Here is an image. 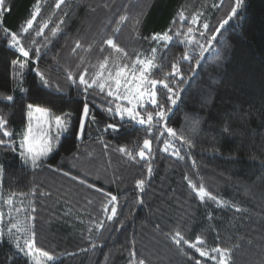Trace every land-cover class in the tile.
Returning <instances> with one entry per match:
<instances>
[{
    "label": "trees",
    "instance_id": "1",
    "mask_svg": "<svg viewBox=\"0 0 264 264\" xmlns=\"http://www.w3.org/2000/svg\"><path fill=\"white\" fill-rule=\"evenodd\" d=\"M235 2L65 0L56 8L57 0H40L33 27L24 33L37 0H6L10 11L0 16V116L14 133L15 151L0 145V264H31L10 238L12 223L30 227L35 247L54 257L48 264H137L140 259L145 264H218L219 254L211 252L216 246L231 250L229 264H264V0H242L212 45L196 33L210 51L196 56L200 66L195 60H180L186 82L180 85L176 105L161 99L157 86L159 102L172 108L164 123L193 141L191 148L175 141L183 160L171 156V150L163 152V139L157 141L145 127L122 123L118 114L108 113L106 93L87 98L90 114L78 137L85 98L67 79L71 71L78 80L85 68L89 78L105 56L111 66L118 54L104 43L109 38L128 54L129 61L121 63L135 60L137 53L145 58L156 48V63L163 68L153 69L151 77L162 79L188 46L183 37L159 43L150 37L165 31L173 35L183 11L187 19L180 30L186 31L191 16L199 12L200 23L194 27L203 31L207 22L210 38ZM121 16L128 19L118 23ZM61 19V31L53 36ZM45 22L48 26L37 36ZM11 33L18 35L29 57L9 44ZM77 41L83 47L73 52ZM13 60L27 62V67L21 70ZM37 68L49 86L41 85ZM8 95L13 101L3 99ZM29 103L50 108L53 114H70L69 132L38 169L25 165L20 156ZM138 111L146 115L144 109ZM109 124L120 131L106 130ZM2 131L0 138L8 139ZM145 138L152 141V155L140 159ZM164 139H170L166 132ZM121 147L132 150L136 159L120 152ZM186 176L197 188L203 184L220 203L207 197L200 201ZM140 179L145 180L143 191L136 185ZM107 193L117 197V215L111 221ZM177 230L189 242L200 236L204 244L198 246L217 261L176 245L171 235ZM11 231L23 245L25 234Z\"/></svg>",
    "mask_w": 264,
    "mask_h": 264
},
{
    "label": "snow or ice",
    "instance_id": "2",
    "mask_svg": "<svg viewBox=\"0 0 264 264\" xmlns=\"http://www.w3.org/2000/svg\"><path fill=\"white\" fill-rule=\"evenodd\" d=\"M64 2L65 0H57L56 8H60ZM241 4L242 0H236L235 6L232 7L228 18L221 21L220 26L215 28L210 38L206 36V33L209 30V24L207 22L202 23L203 31L194 27L200 23L201 13L199 12L194 13L191 16L190 23L186 31L180 30L184 27L183 22L187 19L184 12L180 11L178 17L181 23L173 35H169L168 31L163 33H154L150 39L157 43L172 41L174 38L179 40L180 37H183V43L188 46V48H186V50L183 52L182 56L172 62L171 71L165 72L162 79L151 77L153 69L163 68L162 63L159 65L156 63V48H152L151 55L145 58H141V54L137 53L135 60L121 63V60L129 61L127 52L114 43L113 39H107L104 43L110 46V48L118 54L117 58L111 60V66L110 58L105 56L102 62L93 66L98 67V70L95 71L94 74H92L89 78H86V76H88L87 68H85L83 72L77 74L78 80L74 78L73 72H67V79L72 84L77 85L78 90H82V94L85 98L82 108V117L80 119L78 137L83 135L85 119L88 118L90 114L87 98L89 96H96L106 93L105 102L109 105V107L106 109L108 113L113 115L118 114L122 123L134 122L136 125L145 127L148 134L155 136L157 141L163 139V152L168 153L171 149V156H174L179 160H183L184 156L181 155L180 149L175 146V141L179 139L189 148L194 146L193 141L184 135L178 136L176 130H174L172 127H168L167 124L164 123L169 119L168 114L172 111V108H165L164 104L159 102L157 86L159 85L162 89V91L159 93L160 98H166V100L171 105H176L177 101L180 99V85L186 82L183 73L179 68L180 60H183L187 63H191L192 60H195V64L200 66L201 60L197 59L196 56L198 55L199 57H204L205 53L210 51L209 47H205V45L201 44L200 40L196 38V33L199 34L201 39L206 40L208 45H212L213 41L218 40L217 34H222L221 30L224 29L225 25L229 23V20L232 17L237 15V10L240 8ZM5 11H10V9L6 7V0H0V16H2ZM39 12L40 0H37L36 5L34 6V11L31 13V18L26 21V27L22 28V32L27 33L29 29L33 27V23L36 20ZM127 19V16H121L118 23H123ZM63 23L64 21L61 19L60 23L52 29L53 36H56L61 31V25ZM136 24H139V20L136 21ZM47 26L48 24L45 22L44 25L40 27L39 31L36 32V35H42L44 29ZM4 31L7 34L9 30L4 29ZM115 31L118 32L119 29L117 28ZM33 43H35V41H33ZM9 44L13 47H17L19 52L23 54V57H29V50L25 49L16 33H11V40L9 41ZM82 47L83 45L77 41L75 47L73 48V52ZM165 47H167V44H165ZM88 48L90 49L91 45H89ZM103 50V46H101V52H103ZM35 51L37 53V59H39L40 49L37 47ZM161 59L166 60L167 57L164 56ZM12 64L18 65L19 69L21 70L27 67V62H20L18 60H13ZM193 71H195V69H193ZM35 72L39 77L41 85L49 86V80L45 78L44 73L40 72L38 68L35 69ZM20 75L22 76L23 73L21 72ZM212 79L215 83V78L213 77ZM3 99L11 102L13 101L14 97L12 95H8ZM122 101H126L128 106H124L121 103ZM113 103L115 104L114 108L111 106ZM147 106H152L153 111H147ZM26 107L29 123L24 133H22L20 156L25 165H30L32 169H38L43 164V158L47 157L49 153L54 151L53 145L59 144L60 134L69 132L70 119L68 117L70 114L65 113L63 117L60 115L53 116L50 108L36 106L31 103L27 104ZM138 108L144 109L146 115H142L141 112L138 111ZM125 117L128 118L127 121H125ZM33 119H35L37 122L35 130L32 124ZM53 120L55 127L58 130L55 136H51L44 128V125H48L50 127ZM108 129H110L113 133H118L120 131L119 126L116 124L107 125L106 130ZM0 130H3L2 136L8 138H0V145L7 146L15 151L14 141L12 140L14 133L8 130V123L4 116H0ZM154 130L158 131L159 135H156V131ZM225 131H227V129H225ZM165 132L170 139H164ZM151 144L152 141L150 139L145 138L143 140V144L138 152L140 159H145L146 156L152 155ZM105 147H107V145H105ZM118 150L126 154L130 159H136V156L133 155L132 150L126 147H121ZM253 159H255V157ZM261 163L264 164V161ZM2 171L3 167L0 166V172ZM149 173H151L150 166ZM74 178L78 179V177ZM185 179L188 180L189 186L195 191L200 201H204L207 197L212 201L220 203L217 201L215 196L206 190L203 184L197 188L187 176ZM80 182L86 183L85 180H80ZM136 185L141 191H143L145 180L140 179L136 181ZM89 186L94 187V185ZM106 195L109 197L108 204L112 205L111 215L108 216V220L111 221L113 217L117 215V208L115 207L117 197L111 193H107ZM8 202L11 203V201ZM138 202L142 203V201ZM34 210L35 209H33V211ZM105 210L107 211V207ZM17 211L19 210L17 209ZM12 229H16L17 232H23L25 234L23 245L18 242L19 238L12 234ZM8 231L10 238L17 241L15 243V247L18 249L19 253H22L24 257L30 258L34 264H44L45 260L50 262L54 259V257L51 256L47 251H42L41 249L35 247L34 232L29 234L30 227H21L18 226L17 223H12L11 228H9ZM171 239L178 246L183 244L187 245L189 248L195 249V251L198 252L201 257L210 256L209 251L198 246L204 244V241L200 236L196 237V241L194 243L189 242L184 238L181 232L177 230L175 231L174 235H171ZM230 251V249L221 248L219 246L213 247L211 249L212 253L219 254L218 264H229ZM132 256H135L134 252L132 253ZM210 259L212 261H217V256L211 255ZM137 264H145V262L144 260L140 259ZM196 264H200V262L197 261Z\"/></svg>",
    "mask_w": 264,
    "mask_h": 264
},
{
    "label": "rangeland",
    "instance_id": "3",
    "mask_svg": "<svg viewBox=\"0 0 264 264\" xmlns=\"http://www.w3.org/2000/svg\"><path fill=\"white\" fill-rule=\"evenodd\" d=\"M123 105H124V106H128L127 103H125V104H123ZM138 110H139V108H138ZM52 114H53V113H52ZM55 115H60V116H62V117L64 116V115H61V114H53V116H55ZM28 123H29V118H28ZM28 123H27V125H28ZM32 124H33V128H34V130H35V129H36V124H37V122H36L35 119L32 120ZM26 127H27V126H26ZM26 127H25V130H26ZM44 128H45L46 131H48V133H49L51 136H55V135L57 134V131H58V130H57V128L55 127L54 120L52 121V124H51L50 127H49L48 125H44ZM25 130H24V131H25ZM63 134H64V133H61V134H60V139H61V137H62ZM57 145H58V144H54V145H53L54 149L57 147ZM19 148H20V146H19ZM20 150H21V149H20ZM170 150H171V149H170ZM170 150H169V151H170ZM52 152H53V151H52ZM52 152H51V153H52ZM51 153H49L48 156H49ZM3 199H4V198H2L1 195H0V208H1V205H2V202H3ZM0 214H1V213H0ZM29 260H30L31 264H34V262H33L30 258H29ZM48 263H49V261H46V260L44 261V264H48Z\"/></svg>",
    "mask_w": 264,
    "mask_h": 264
}]
</instances>
